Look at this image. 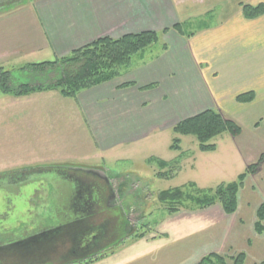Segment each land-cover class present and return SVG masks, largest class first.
I'll return each mask as SVG.
<instances>
[{"label":"rangeland","instance_id":"obj_1","mask_svg":"<svg viewBox=\"0 0 264 264\" xmlns=\"http://www.w3.org/2000/svg\"><path fill=\"white\" fill-rule=\"evenodd\" d=\"M9 9H5L7 12L2 14L9 13ZM158 45V42L154 43L148 50ZM135 57L132 63L137 59ZM45 60L54 59L43 57L34 62ZM12 71L18 82L29 81L23 77L21 70ZM223 81L226 80L219 76L213 86L225 88L230 85L221 84ZM263 81L249 73L232 86L256 88ZM197 86L209 89L212 84ZM9 95L4 96L6 101H0V264H194L197 259H193L192 255L202 251H194L198 248L196 243L200 245L203 239L197 237V234L196 237L193 235L200 225L210 220L207 213L209 209H217L218 213L212 215V223L223 218L228 223L242 220L245 233L250 231L249 226L252 227L253 242L261 240L256 249L253 245L251 251L254 253L248 255L244 264H261L264 260V229L261 233L254 230L256 210L264 201V161L258 163L254 173L246 175L238 191L239 209L236 208L232 214L222 216V208L217 203L203 211H197L200 210L197 207L196 212L179 207L177 212L169 213L167 206L157 202L156 198L161 190L174 187L187 190L189 184L207 192L220 184L236 181L248 165L258 161L261 153H264V89L259 101L251 106L248 104L240 107L232 98L222 102L208 95L209 106L233 119L241 128L238 136L224 132L212 139L210 143L216 144L215 152L200 151L192 135H175L172 130H166L151 144L141 142L125 152H105L98 157L94 156V151L89 147L79 145L76 137L82 135V130L78 126L72 127L73 119L70 115L66 119L42 114L38 124H35V117H30V121L27 115L18 113L22 108L16 104L18 100L13 98L20 96L10 95L13 98L9 99ZM17 108L16 113L14 110ZM29 125L34 128L28 130ZM60 125L63 128L57 132L55 128ZM175 136L180 139V152L168 148ZM149 159L154 161L150 162ZM159 159L167 161L168 166L164 171L172 177L157 176L161 169L155 161ZM73 167L99 169L110 178L117 203L122 204L127 212H135L126 222L127 231L120 224L118 208L96 207L109 194L103 180ZM60 173L80 178L84 181V187L90 183L100 188L91 191V198H94L96 204L90 213L84 212L87 213L84 216L71 208L70 197L73 191H64L66 187L69 190L70 183L62 180L58 176ZM103 186L105 190L101 191ZM88 192L84 191L83 194L88 197ZM186 205L191 206L187 201ZM77 215L79 220L75 221ZM67 221L70 222L66 223L68 226L55 231V236L49 234L40 237L41 233L52 229L50 227ZM76 232L81 237L82 232H85L87 239L95 235L97 239L91 243L88 253L101 247L105 248L103 253L84 258H81L78 250L73 254L77 241L72 233ZM185 234L192 235V238L179 239ZM29 236L35 237L37 243L31 244L30 248L19 243ZM110 243L113 244L110 246ZM237 253L236 249L225 247L220 254L229 257ZM227 263L230 264V261Z\"/></svg>","mask_w":264,"mask_h":264},{"label":"crops","instance_id":"obj_2","mask_svg":"<svg viewBox=\"0 0 264 264\" xmlns=\"http://www.w3.org/2000/svg\"><path fill=\"white\" fill-rule=\"evenodd\" d=\"M259 3L264 0H20L0 9V17L5 14L0 20V67L5 70L39 63L35 59L43 57H63L104 36L166 31L156 48L134 54L132 58L137 59L132 63L131 58L119 76L81 90L75 98L62 97L55 90L8 98L18 100L16 104L22 108L18 113L29 120L35 117V124L42 114L66 119L70 115L72 127L82 130L76 137L79 145L89 147L97 157L105 152H125L141 142L151 144L179 121L213 109L208 95L222 102L232 98L240 107L259 101L264 81L256 88L232 86L249 73L264 79V14L246 18L241 8V4ZM5 9L11 11L2 14ZM219 76L226 80L221 84L230 85L213 86ZM206 83L212 86H197ZM248 91L254 93L252 101L236 100L238 94ZM0 94V101H6L8 94ZM33 128L27 126L28 130ZM59 128L63 127L56 126L57 132ZM173 151L180 152L181 147ZM209 210L210 220L193 235L203 239L200 245L196 243L194 251H202L192 255L193 259L232 247L243 252L247 260L254 253L253 245L256 249L261 243L260 239L253 242L252 227L245 233L242 220L228 223L223 218L212 223V215L218 213L217 209Z\"/></svg>","mask_w":264,"mask_h":264},{"label":"trees","instance_id":"obj_3","mask_svg":"<svg viewBox=\"0 0 264 264\" xmlns=\"http://www.w3.org/2000/svg\"><path fill=\"white\" fill-rule=\"evenodd\" d=\"M241 8L246 18H254L264 14V3L254 6L241 4ZM173 28L181 33V29L177 25ZM165 31H143L135 34H125L119 38L104 36L52 61L26 64L21 66L19 70L25 73L29 80L27 82H18L13 71L0 67V92L13 96H24L32 92L55 90L63 97L75 98L81 90L91 88L119 76L121 70L130 65L134 54L158 42ZM253 98L254 93L252 91L236 96L238 102H250ZM172 132L175 135H192L196 138L200 151L212 152L216 149V144L210 143L212 139L224 132L231 136H238L241 128L233 119L221 112L214 109H205L176 123L172 128ZM169 149H180V139L178 137H173ZM149 160H151L150 162L154 161L152 159ZM262 161H264V153H261L256 163L248 165L245 171L237 176L236 181L220 184L207 192H203L205 191L204 189L196 188L194 184H189L187 190L175 187L161 190L157 193V202L166 205L169 213L177 212L179 207L196 210V207L200 209L208 208L217 203L225 214H232L237 208L238 191L243 180L247 174L254 173L258 163ZM155 162L161 169L157 173L158 177H172L171 174L164 171V168L168 166L167 162L160 159ZM186 201L191 206L186 205ZM71 208L74 209L72 204ZM82 213L84 216L85 214L87 215V213ZM75 219L79 220V215ZM263 220L264 201L256 210L254 230L257 233H261L264 229ZM69 221L50 227L52 229L45 231L44 234H50L51 237L55 236L53 235L55 231L61 230L63 226H68L66 223H70ZM77 233V237H75L76 241L79 242L81 234L77 235ZM37 235H40V233ZM72 235L74 234L72 233ZM31 239L33 240L35 237L30 238L29 242L26 243V247L31 245ZM227 261H230V264H244L245 254L238 252L228 257L210 252L203 255L194 264H228ZM261 264H264V260Z\"/></svg>","mask_w":264,"mask_h":264},{"label":"flooded vegetation","instance_id":"obj_4","mask_svg":"<svg viewBox=\"0 0 264 264\" xmlns=\"http://www.w3.org/2000/svg\"><path fill=\"white\" fill-rule=\"evenodd\" d=\"M19 1L20 0H0V4H2L1 8L10 7V6H12L13 4H15L16 2H19ZM84 172L86 174L95 175L96 177L102 179L103 180V185L109 191V194L106 196V198L105 199L103 198L104 200H102V203L101 202L98 203V204L95 203L96 207H98V208H100V207H109V208L110 207H115V208H118L120 210V214H121L120 215L121 216L120 224H121L123 230H126V227L128 225L126 222H128V220H130V218H132V214L135 213V212H133V210H132V213L127 212V209H123L122 208V204H118L117 203L116 196L113 193V191H114L113 190V186H112V183L110 182V178L109 177H107L106 175L102 174L100 171L92 170L91 172H86V171H84ZM58 176L62 180H67L70 183L69 190L67 189V187L66 188L64 187L65 188L64 191H73V193H72L73 196H71L70 198H71V204H72V207L74 208V210L77 213H82V212H89L90 213L91 210H93V207L95 206L94 198L93 197L91 198V195H92L91 191H98L100 188L94 187L90 183L89 184L87 183L86 186L84 187V184H83L84 181L83 180H81L80 178L72 177L71 175H68V173H66V174L65 173L64 174L60 173V175H58ZM18 179H19V177H18ZM121 184H123V183H121ZM104 186L101 187V191L105 190ZM126 186L127 185L124 186V191H126V189H125ZM84 191H89L87 194H88V197H90V199H88V197H86L85 194H83ZM116 191H119V189L116 188ZM100 198H101V196H100ZM73 199H74V202H73ZM76 221H78V220H76ZM44 233L43 234L41 233L40 237H44V236L48 235V234H44ZM76 233L74 234L75 236H76ZM123 234H121L120 237H122ZM30 238H32V236H29L28 238H25V239H21L20 240V242H21L20 244H26L27 242H29ZM79 239H80L79 242H77V245L74 246L75 249L72 252H73V254H76V250L80 251L81 258L88 257V256L90 257L92 255H98L100 253H103V250L105 249L103 247H101V248L97 247L98 248L97 250H95L94 252L90 251V253H88V249H89L91 243L92 242L94 243V240H96L97 237H95V235L94 236L92 235L90 237V239H87V237H85V232H82V237L80 236ZM36 243H37V239L35 238V239L32 240L31 244H36ZM113 243H115V242H113ZM113 243H110V246ZM110 246H108V247H110ZM27 247L30 248V246H27ZM99 249H102V250H101V252L98 253L97 251H99Z\"/></svg>","mask_w":264,"mask_h":264},{"label":"water","instance_id":"obj_5","mask_svg":"<svg viewBox=\"0 0 264 264\" xmlns=\"http://www.w3.org/2000/svg\"><path fill=\"white\" fill-rule=\"evenodd\" d=\"M64 167V166H63ZM73 168H75V169H79V170H84V171H87V172H90V171H92V169H87V168H79V167H73Z\"/></svg>","mask_w":264,"mask_h":264}]
</instances>
